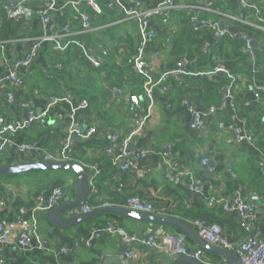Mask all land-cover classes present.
<instances>
[{
    "label": "crops",
    "instance_id": "0c3cea01",
    "mask_svg": "<svg viewBox=\"0 0 264 264\" xmlns=\"http://www.w3.org/2000/svg\"><path fill=\"white\" fill-rule=\"evenodd\" d=\"M69 1L72 0H57L60 6ZM73 1H79L78 9L66 4L63 13L52 22L51 32L59 33L68 24L72 33H79L83 28L81 14L84 13H88L95 23L100 20L101 23L95 24L93 31L87 33L84 45L90 54L103 62L102 74L113 71V79L120 73L124 74L123 95L112 99L110 95L99 92L92 100L70 92L66 87L67 80L54 76V69L61 68L57 66L53 54L56 51H53L51 43L42 46L30 67L20 70L23 85L14 88L7 80L2 58L10 61L21 58L27 49L24 46L41 34L40 3L0 0V26L6 22L17 26L16 37L0 40V125L24 127L16 136L18 142H34L38 149L34 153L20 154L16 146H11L1 156L0 167L45 161L46 157L59 151L71 128H93L96 132L88 139L73 140L76 161L89 172L90 179L94 177L93 184L98 191L97 194L91 193L85 203L93 211L104 209L105 204L125 208L126 197L138 196L154 205L152 216L181 221L194 230L190 221L178 216L181 208L205 219H218L228 239L239 245L246 238L242 231L243 219L238 212L224 211L222 206L212 205L209 200L214 197L233 204L240 195L257 205L251 224L264 236V103L255 99L250 88L253 84L264 85V32L260 29L256 13L245 11L237 0H176L178 9L172 12L169 19L153 18L150 27L156 37L146 49V61L156 77L177 69L183 73L170 78L171 91L156 93L155 103L150 107L143 97L144 79L141 77L138 82L132 81L136 76L129 74L131 57L139 43L137 23L127 19L124 10L119 7L113 10L114 19L109 15H97L103 13L100 1L102 4L116 0H95L98 9L89 0ZM122 1L126 9L132 8L130 0ZM139 1L144 9H151L163 0ZM247 1L261 10L264 19V0ZM197 7L207 8L209 11L203 16L218 22L226 30L223 39L218 40L219 35L215 32L195 34L189 30V18L194 11H198ZM111 12L108 10L107 13ZM241 14L245 15L246 24L226 17ZM238 34H245L254 40L256 48L248 49L244 45L237 50L234 42L239 39L235 38ZM239 54L246 56V63L237 62ZM217 60L232 69L233 78L226 79L221 74L197 76L199 72L211 71ZM180 62H183L182 67H179ZM128 76L132 77L131 81ZM212 81L221 86V98L227 91L233 98L227 100L225 110L207 115L203 127L192 131L189 113L181 104V99L187 97L199 111L208 112L206 92L208 83ZM103 86L109 90L107 83ZM103 86L100 85V90H104ZM67 95L72 96L70 102L50 105L52 97ZM132 95L139 97L135 115L131 110ZM83 101L87 102L86 106H82ZM246 102L249 106L245 105ZM30 110L47 114L41 121L28 125ZM136 117L145 118L146 125L141 135L134 139L132 150L151 149L156 154L136 161V169L121 172L110 164L104 151L111 135L122 137L131 131ZM239 132L252 136L253 142L237 141ZM168 145L173 147L175 162L201 182L204 188L201 194L192 192L190 180L180 177L166 165L160 152ZM203 158L210 159L206 167L202 165ZM77 183L78 175L65 171H38L0 177V199L6 203L0 206V223L4 225L0 237L3 234L7 236V242L0 243V264H178L180 256H172L159 249L149 250L139 242H128L124 233L139 238L154 235L157 240L184 235L181 240L188 248L199 249L184 231L175 226L115 213L101 214L67 227L52 224L51 211L38 208L48 202L57 188L63 191L60 204H64L66 199L74 202L78 197ZM120 186L124 188L123 195L118 193ZM21 209L26 211L24 226L17 222ZM82 214L80 207L62 213L60 219L64 221ZM109 224L113 225L114 234L102 232ZM23 230L30 236V250L16 246ZM76 242L80 243L79 248L75 247ZM63 247L69 249L68 255L60 254ZM128 251L137 252L138 259L127 262L125 253ZM204 258L230 264L227 258L214 253L204 252Z\"/></svg>",
    "mask_w": 264,
    "mask_h": 264
},
{
    "label": "built area",
    "instance_id": "2783aa9c",
    "mask_svg": "<svg viewBox=\"0 0 264 264\" xmlns=\"http://www.w3.org/2000/svg\"><path fill=\"white\" fill-rule=\"evenodd\" d=\"M26 1V0H20ZM37 3H40V9L38 11V16L41 22V34L32 39L29 45H25L27 49L24 51L21 58L14 61L8 60L6 57L2 58L3 69L7 72V80L12 84L14 88H19L23 85V79L20 76V70L30 67L35 59L38 57L40 49L44 44L51 43L53 49L56 52H63L68 49V47L75 43L82 54L85 56L87 62L95 69H100L103 67V62L90 54L87 51V47L84 43L78 41H73V38L87 34L93 31L94 26L91 23L90 16L87 13L81 14L83 28L79 33H72L70 26L66 24L62 31L56 34L51 32L52 22L57 16L63 13L65 5H71L76 10L78 9L79 1H69L65 5L60 6L57 0H31ZM93 4L94 8L98 9L95 5V0H89ZM241 7L246 10H252L258 16V20L261 23L260 29L264 32V19L261 17V10L254 4L248 2L247 0H237ZM133 4L132 8L126 9L124 7L122 0H116L111 3V7L122 8L125 12L127 19H132L137 23L138 32H139V43L135 52L131 57V63L133 69L137 75L144 79L142 92L143 97L148 101L150 107L155 103V94L156 93H167L171 91L169 80L172 77H176L178 74L183 73L181 69L175 71L164 72L160 74L159 77L154 75L152 66L145 59V52L149 44L155 39L156 33L150 27V22L155 17H162L169 19L174 10L178 9L176 0H163L159 5L151 9H144L143 4L139 0H130ZM198 11H194L190 18L188 25L189 27L196 32H215L218 33V40L223 39L226 36V30L223 29L220 24L206 19L204 12L209 11L207 8H196ZM229 19L234 21H239L243 24H246L245 15L241 14L239 16H226ZM235 38L242 39L245 42V47L250 49L251 38L245 34H238ZM17 42V41H16ZM183 62L179 63V67H182ZM225 75L228 78H233L232 74L226 67V65L217 60L214 68L211 71L206 73L199 72L197 76L205 75ZM252 93L257 101L264 103V85H255L251 87ZM123 95L122 88H115L112 90L111 98L116 99L118 96ZM10 98H13L12 94L9 95ZM232 95L227 91L222 97V102L219 107H211L208 112L199 111L191 100L187 97L181 99V104L187 108V111L190 116V128L192 131L200 130L204 125V119L208 115H214L218 112L225 110L227 105V100H232ZM72 96L67 95L63 98L52 97L50 105L54 106L61 102H70ZM131 101V110L134 115L137 113L139 108V97L137 95L130 96ZM82 106H86L87 102L83 101ZM246 106H249V103H245ZM24 106L28 107L27 104ZM47 113H36L34 110L29 111V116L27 123L28 125L35 124L45 118ZM146 125V119L141 117H136L131 131L124 136H119L118 134L111 135L110 143L105 149L104 154L107 158L110 159L111 165L118 169L121 172H130L137 168L136 161L144 159L147 156L156 154L154 150H141L133 151L132 143L136 137L141 135ZM24 127L15 126V125H0V160L3 153L11 146H16L20 154L34 153L37 152V144L23 142L19 143L17 139V134ZM96 132L95 129L83 130L71 128L65 139L61 142L59 151L55 155L46 157L50 162H59L66 163L72 154H74L73 140L78 138L81 140L88 139L91 135ZM237 141L240 142H253V137L247 134H242L239 132L237 135ZM163 160L166 165L180 177H187L190 180V189L194 193L201 194L204 190L203 185L199 180L194 179L189 173H186L181 166L175 162L173 147L171 145L166 146L161 152ZM210 164L209 158H203L202 165L208 166ZM96 168V167H94ZM264 175V171H263ZM94 177L90 179V185L92 187L93 193L97 194V189L93 184ZM118 193L123 195L124 188L120 186L118 188ZM63 197V191L60 188L54 190L53 195L50 197L48 202L39 207L38 209L44 211H51L57 207ZM209 202L212 205L222 206L224 211H236L239 213L241 218L244 221L245 232L248 236L244 239L242 243L236 245L232 243L225 234V231L217 224H211L206 221L196 220L190 221L198 236L207 242L210 246L226 249L238 257L237 264H264V236L260 235V232L253 228L251 220L255 217L257 212V205L253 202H248L244 200L240 195L237 196L233 204H229L223 200H218L214 197L210 198ZM5 200L0 199V206H4ZM104 208L110 207L109 204L103 205ZM124 207L128 210L134 211L136 213L152 215L155 213L154 205L138 196H128L125 198ZM83 214L92 212L93 210L88 206L84 205L81 207ZM25 210L21 209L18 216V224L24 226L25 222ZM0 231H4V225L0 223ZM102 232L114 234L115 229L113 225L109 224L102 229ZM124 237L128 242H139L142 246L146 247L149 250H163L166 253H169L172 256L180 257H189L196 261H199L202 264H222L215 263L209 260H205L204 252L201 249L191 250L188 248L183 241L178 237L167 236L162 240H157L154 235H148L146 237L139 238L135 235H128L124 233ZM7 242V236L3 234L0 237V243L5 244ZM16 246L23 250H30L32 248L31 239L27 231L23 230L16 241ZM75 247L79 248L80 243H75ZM70 253L69 249L66 247L61 248L60 254L68 255ZM127 262L134 261L138 259V254L135 251H128L125 253Z\"/></svg>",
    "mask_w": 264,
    "mask_h": 264
},
{
    "label": "trees",
    "instance_id": "16d2710c",
    "mask_svg": "<svg viewBox=\"0 0 264 264\" xmlns=\"http://www.w3.org/2000/svg\"><path fill=\"white\" fill-rule=\"evenodd\" d=\"M102 1H100V7L103 10V13L101 15L97 14L100 17H103L104 15H109L111 16V18L114 19V7H111V3H109V1H104V3L101 4ZM105 5V6H104ZM108 10L112 11L110 14H108ZM105 13V14H104ZM88 14V13H87ZM89 15V14H88ZM90 16V15H89ZM206 19H209L208 17L205 16ZM91 19V23L94 26L95 24L101 23L100 20L97 19V22L95 23V21H93V18L90 16ZM116 19V18H115ZM112 20V19H110ZM211 20V19H209ZM213 21V20H212ZM215 22V21H214ZM218 23V22H216ZM219 24V23H218ZM5 26V29H3V27ZM0 26V40L3 38L4 40L6 39H11L12 37H16V31H17V26L14 25L13 23L10 22H6L5 25ZM189 26V25H188ZM189 30L195 34H201L202 32H196L194 30H192L190 27H188ZM5 31V32H4ZM3 32V33H1ZM206 32V31H204ZM89 34V33H88ZM88 34H83V35H79L77 37L73 38V41H78L80 43H84L86 44V36ZM90 39V38H89ZM88 39V40H89ZM245 42H243L242 39H237L234 42L235 47L238 49H240L242 46H244ZM53 47V45H52ZM54 51V50H53ZM53 54L55 55L56 61H57V66L61 68V70L58 69H54V76L55 77H59L61 79H65L66 81V87L69 88L70 92H72L75 95H82L84 97H90V99H94L95 96H98L99 92L102 94H106L107 96H111L112 90L115 88H122L123 86V82L125 81L124 78V74L120 73L117 75V77L115 79H113L111 77V75L114 73L113 71H109L107 74H102V68L100 69H95L93 68L86 60L85 56L82 54V51L80 50V48L75 44H71L67 50L63 51V52H53ZM238 60L237 62L240 63H246L247 58L245 55H238L237 56ZM132 67V68H131ZM131 68V72L129 74H133L136 76V78H133L132 81H139V79H142L139 75H137L133 69V66H130ZM128 68V69H130ZM231 68L228 67V70L231 73ZM224 76L226 79H229L227 76ZM129 81H131L132 77L128 76ZM224 78V79H225ZM128 81V80H127ZM103 83H107L109 85V90H105ZM142 83V82H141ZM102 84V88L104 90H100V85ZM207 103H208V107L209 109L211 107H219L221 102H222V98H221V94H220V85H215L212 82L208 83L207 85ZM223 97V95H222ZM221 98V100H219ZM218 102V103H217ZM215 103V104H214ZM29 143H34V142H29ZM109 159V158H108ZM110 162V159H109ZM66 163H78L81 164L80 162L76 161L75 158V153L72 154L70 156V158L66 161ZM111 164V162H110ZM193 212H191V210H185L184 208H181V210L179 211V215L181 218H183L186 221H196V220H202V221H206L208 223L211 224H217L219 225L222 229H223V225L220 223V221L218 219H205L201 216H197V215H193ZM243 233H245L246 237L248 236V234L245 232V227L243 226L242 228Z\"/></svg>",
    "mask_w": 264,
    "mask_h": 264
},
{
    "label": "water",
    "instance_id": "95a60500",
    "mask_svg": "<svg viewBox=\"0 0 264 264\" xmlns=\"http://www.w3.org/2000/svg\"><path fill=\"white\" fill-rule=\"evenodd\" d=\"M256 42L251 40L250 47L252 49L256 48ZM40 172V171H65V172H72L78 175V197L74 202H71L69 199H66L64 204H59L50 213V221L52 224L59 226V227H67L72 226L79 222H85L94 217L105 214V213H115L119 214L124 217L133 218L142 221H148L150 223H158L161 225H171L175 226L182 231L185 232L204 252L214 253L221 255L227 258L230 261V264H237L238 257L236 254L218 247L210 246L207 242L201 239L197 232L192 229L188 224L177 221L171 220L167 218H160L152 215L136 213L134 211L128 210L126 208H113V207H106L102 210L92 211L87 214H82L79 216H75L71 219H67L62 221L60 219L62 213L69 212L71 210L83 207L86 203L88 196L93 193L92 187L90 185V174L89 172L84 169L81 165L75 163H59V162H50L47 159L41 162L35 163H28L23 165H16L13 167H0V177L5 175H12V174H22L28 172ZM180 239H184V235H180ZM178 264H202L199 261L191 259L189 257H181L178 261Z\"/></svg>",
    "mask_w": 264,
    "mask_h": 264
}]
</instances>
